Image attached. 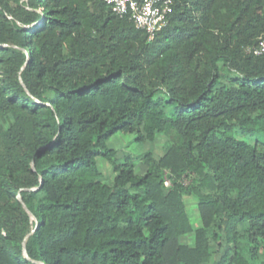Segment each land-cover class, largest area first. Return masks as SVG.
Here are the masks:
<instances>
[{
  "label": "trees",
  "instance_id": "1",
  "mask_svg": "<svg viewBox=\"0 0 264 264\" xmlns=\"http://www.w3.org/2000/svg\"><path fill=\"white\" fill-rule=\"evenodd\" d=\"M263 35L264 0H174L153 40L105 0H0V264L258 261ZM117 132L173 136L138 173Z\"/></svg>",
  "mask_w": 264,
  "mask_h": 264
},
{
  "label": "rangeland",
  "instance_id": "2",
  "mask_svg": "<svg viewBox=\"0 0 264 264\" xmlns=\"http://www.w3.org/2000/svg\"><path fill=\"white\" fill-rule=\"evenodd\" d=\"M172 133H161L157 136L155 141H148L145 143H139L135 141V135L124 134L123 132H117L108 141V145L117 151V156L123 159L125 156H131L133 161L137 165V172L142 173L146 170V166L141 161L143 155L152 151L156 158H159L164 151L165 142L172 137ZM98 166L105 175H110L112 172V165L103 157L98 159ZM186 204L194 224V227L201 225L200 215L198 211V199L195 195L186 196ZM183 242L193 244L194 236L193 234L185 235L181 237ZM214 248L217 249V244L214 243ZM224 245L220 248L218 252H222ZM218 252L214 254V258L218 256ZM213 261V260H212ZM212 261L204 264H212ZM254 264H264V250L260 255V259Z\"/></svg>",
  "mask_w": 264,
  "mask_h": 264
},
{
  "label": "built area",
  "instance_id": "3",
  "mask_svg": "<svg viewBox=\"0 0 264 264\" xmlns=\"http://www.w3.org/2000/svg\"><path fill=\"white\" fill-rule=\"evenodd\" d=\"M118 15H129L139 29L149 33V40H153L157 32L164 28L168 16L173 11L174 0H105ZM248 52L255 55L264 54V35L257 44L250 46ZM170 186V179L165 180Z\"/></svg>",
  "mask_w": 264,
  "mask_h": 264
}]
</instances>
